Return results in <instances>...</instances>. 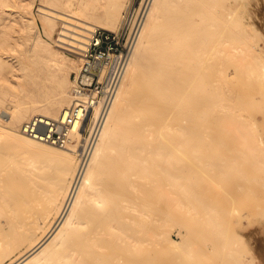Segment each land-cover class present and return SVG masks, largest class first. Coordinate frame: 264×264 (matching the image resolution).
Segmentation results:
<instances>
[{
	"label": "bare ground",
	"instance_id": "1",
	"mask_svg": "<svg viewBox=\"0 0 264 264\" xmlns=\"http://www.w3.org/2000/svg\"><path fill=\"white\" fill-rule=\"evenodd\" d=\"M126 2L81 0L78 9L69 11L48 5L51 16L44 17V25L50 31L57 18L69 22L63 26L72 31L61 30L65 36L58 37L61 46L69 47L65 43L75 44L70 37L84 42L82 35L87 36L96 24L117 26ZM237 2L226 6L218 0H150L115 99L83 165L80 159L74 164L68 151L52 149L50 142L25 134L22 124L17 131L0 126V154L18 167L14 184L0 190V261L29 244L10 264H148L146 222L140 220L151 201L144 193L147 188L168 184L188 190L197 165L240 176L244 167L232 153L238 139V146L242 148L244 142L253 156L245 157L264 167L259 118L248 112L255 102L228 84L242 71L264 79V56L247 41L245 17ZM244 41L250 54L253 51L250 58ZM37 46L36 54L47 63L59 55ZM2 57L0 75H6L7 59ZM65 89V82L59 80L44 88V98L18 102L11 110L13 123L20 124L34 113L65 117L72 101L65 97ZM78 110L72 134L73 140L82 135V144L90 107ZM72 142L64 148L75 153L79 147ZM192 194L184 192L187 199ZM156 233L162 237L163 231ZM178 233L179 240L168 237L170 248L182 250L181 257L191 264L194 252L186 248L187 233ZM235 249L221 253L229 264L242 263Z\"/></svg>",
	"mask_w": 264,
	"mask_h": 264
},
{
	"label": "rangeland",
	"instance_id": "2",
	"mask_svg": "<svg viewBox=\"0 0 264 264\" xmlns=\"http://www.w3.org/2000/svg\"><path fill=\"white\" fill-rule=\"evenodd\" d=\"M80 1L0 0V55L3 56L4 60L7 59L4 68L6 75H0L1 127L12 131L21 130L22 122L32 114L25 117L20 124H15L11 119L12 108L20 101L30 103L33 98H44V88L47 86L53 87L59 80H63L66 84L65 97L68 96L73 99L72 86L79 66V57L71 47H75L79 43L82 44L83 41L70 37L74 40L75 44L64 42L70 48L61 46L60 43L62 41L58 37L64 34L60 31L69 30V28L63 26L66 20L57 18L56 27L49 31L44 25V17L51 16L48 5H54L61 10L69 11V9H78ZM218 1L221 2V5L224 3L226 6L235 4V0ZM236 1H238L237 6L241 5L239 6V12L242 13L243 18L245 17L243 19L245 22L243 27L245 30L247 29L249 34L247 41L255 44L251 46L252 48L254 47L253 51H259L264 56V0ZM136 2V0H127L122 8V12L129 4L133 7ZM239 2L242 4H239ZM71 16L77 20H82L74 15ZM121 18L122 14L118 25ZM66 23L69 22L66 21ZM117 26L112 28H116ZM248 30H252V34ZM69 31L72 30L70 29ZM82 36L86 37V35ZM244 44L245 46L246 44L249 45L245 41ZM36 46L48 54L52 51H58L59 55L47 63L43 56L36 54ZM246 49L249 52L247 57L250 58L253 51L251 50L250 54L249 47L246 46ZM228 84L237 94H241L244 97L251 96L249 98L253 99L252 101L255 103L250 105L251 109L249 107L250 111L248 110V112L252 111V115L259 118L257 121L259 125H257L264 138V79H259L254 74L242 71L238 75L229 78ZM50 116L56 117L54 115ZM81 138L82 135L73 140L72 143L76 144L77 142L76 147L80 148ZM238 140L234 142L236 147L232 153L238 155L236 157L241 159H239L240 167H244V170L240 171L242 173L239 172L240 176H238V173L229 174V172H226L228 176L224 173L225 170L224 172L223 170H221L222 172L220 170L212 171L211 169L204 168L202 165H197V170L193 174L195 181L191 184L192 186H189L190 189L188 190L183 191L182 188L180 189V186H177V189L175 185L171 186L168 184L161 186L162 188L150 187L145 190L144 193L147 197H151V201L149 202L150 204L145 202L147 204V211L142 215L140 220H143L144 223L146 222L145 227L148 236L146 247L148 248V253L151 255V260L148 261V264H188L186 258L181 257L183 256L182 250L170 248L172 246L168 237L171 236L179 240V230L187 233L188 241L186 242V248L194 252L190 257L191 260L189 259L193 262L188 260L191 264H229L223 259L221 253L223 252V255L228 249L232 250L234 248H236L235 252L242 259L241 264H264V167L261 164L259 166V163L254 161V159L252 160L253 156L250 155L244 142H242V148L238 146L239 144L241 145V140ZM231 144L234 146L232 142ZM47 145H50L48 147L52 149H64L71 153L74 157V164H77L79 161V155L77 154L79 149L74 153L69 148L59 147L51 143ZM238 147L240 148L239 150ZM243 149L248 150L246 151L247 153L243 152L242 154ZM247 154L252 158H246ZM201 157L206 156L202 155ZM0 171V190L5 191L10 188V185L14 184L18 167L13 159L4 158L0 154ZM225 178L228 179L226 180ZM238 181L239 183H237ZM191 190L194 197L190 196L192 201L189 200L191 199L190 197L187 199L184 196V192H192ZM196 194L200 196L199 199H197L198 196ZM185 200L188 202H185ZM204 200H207V202H204ZM215 208L217 212L214 210ZM211 210L215 212L213 211V213ZM210 215H214L215 221H218L211 222L210 218L212 217ZM158 229L163 231L162 237L159 234L157 235L156 231ZM218 230L219 237L215 233ZM225 237H229L230 239H225ZM224 242L226 245L223 244V247L220 244ZM228 244L231 246H229L230 248H228ZM28 245L24 244L19 249H15L13 252L5 255L0 264H10L24 252Z\"/></svg>",
	"mask_w": 264,
	"mask_h": 264
},
{
	"label": "built area",
	"instance_id": "3",
	"mask_svg": "<svg viewBox=\"0 0 264 264\" xmlns=\"http://www.w3.org/2000/svg\"><path fill=\"white\" fill-rule=\"evenodd\" d=\"M136 1L133 7L129 4L123 10L116 28L96 25L81 46L71 47L79 57V66L69 112L62 118L43 113L31 115L22 123L25 134L66 147L74 139L72 120L78 109L89 106L90 115L78 150L80 163H85L99 138L147 17L150 0Z\"/></svg>",
	"mask_w": 264,
	"mask_h": 264
}]
</instances>
